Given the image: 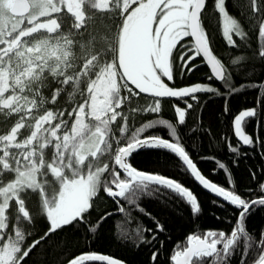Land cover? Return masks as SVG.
I'll list each match as a JSON object with an SVG mask.
<instances>
[{
	"label": "snow or ice",
	"instance_id": "6c2138e0",
	"mask_svg": "<svg viewBox=\"0 0 264 264\" xmlns=\"http://www.w3.org/2000/svg\"><path fill=\"white\" fill-rule=\"evenodd\" d=\"M250 5L254 18L264 19V6L258 0H250ZM215 8L224 18L227 45L238 48L233 34L241 40L246 36L227 12L226 0H215ZM204 11L206 0H0V264H26L30 253L49 236L67 226L88 224L87 214L101 191L118 204L123 198L148 215L158 232L165 230L164 225L140 207L144 197L166 204L172 199L169 194H174L190 206L194 217L199 214L198 198L188 187L133 166L131 161L145 150L174 154L180 162L177 170L189 174L239 213L230 237L224 231L211 230L203 237L188 235L187 246L171 256L174 264H205L212 257L213 264H228L241 237L246 253L264 250V235L257 244L245 228L246 218L256 206H264V194L246 200L207 179L168 120L155 119L134 130L128 124L136 113H160L162 101L168 98L177 102L172 108L183 125L186 111L199 104L198 94L220 95L216 88L201 83L177 87V69L183 77L195 67L207 66L209 83L222 82L234 93L245 86L235 87L230 69L236 66L239 70L242 64L254 67L255 61H264V48H260L249 55H237L226 67L210 48L201 24ZM89 27L93 29L90 44H80L78 37ZM259 36L264 38V23L259 24ZM184 38L191 42L184 44ZM178 49L183 54L178 55ZM201 57L206 65L189 67ZM65 92L75 103L74 107L68 105L71 110L48 107L56 105ZM142 95L150 99L144 103L137 99L135 107L123 111ZM180 103L184 107L177 106ZM257 106L264 109V95L258 97ZM260 114L252 108L235 115L238 144L233 147L229 141L228 149L237 157L241 144L255 147L259 143L264 148V141H254L244 131L248 119ZM114 125L120 133L115 143L122 145L115 149ZM156 127L166 128L172 140L145 135ZM216 164L232 185L230 170L219 160ZM260 188L264 192V184ZM119 213L129 215L124 207ZM114 214L105 213L90 231L97 233ZM36 216L46 219L47 231L29 245V228ZM127 222L132 221L129 218ZM116 228V238L122 242L138 238L139 243L150 244L157 239L153 235L151 241L145 240L139 228L133 233L119 221ZM156 259L157 253H153V262ZM96 262L123 264L95 253L76 255L67 264ZM241 264H248V259ZM257 264H264V254L259 255Z\"/></svg>",
	"mask_w": 264,
	"mask_h": 264
},
{
	"label": "trees",
	"instance_id": "16d2710c",
	"mask_svg": "<svg viewBox=\"0 0 264 264\" xmlns=\"http://www.w3.org/2000/svg\"><path fill=\"white\" fill-rule=\"evenodd\" d=\"M258 2L264 6V0H258ZM250 8V0H226L227 12L232 19L237 21L246 36L245 40H241L233 34V39L239 45L238 48H233L227 45L223 37V17L215 8V0H206V11L201 17V24L209 38L210 48L226 67L230 60L237 55H249L253 50L258 51L260 48H264V38L259 36V24L264 23V19L254 18ZM92 33L91 27L84 30L78 37L79 43L90 44ZM190 42V38L183 40L184 44ZM177 54L183 53L178 49ZM202 64L205 65L202 58H198L189 67ZM230 71H232L235 87L240 89L241 85L245 86L239 92L229 93L222 86V82L212 81L209 83L207 76L210 71L207 66L195 67L191 74L185 73L183 77L180 76L179 69H177L176 86L201 83L216 88L220 94H198L199 104H194L191 110L186 111V121L183 125L179 124L172 108V105L177 102L175 99L168 98L162 101L160 113H136L130 117L128 124L134 130L155 119L168 120L177 128L182 145L189 152L190 158L197 164L202 175L218 186L234 191L235 194L241 195L246 200H255L264 194L260 188V185L264 184V148L259 143H256L255 147L241 144L238 148L241 155L237 157L235 153L229 151L228 143L230 141L233 147L238 144L232 131L234 116L242 110L252 108H257L261 114L256 118H249L244 131L253 137L254 141L257 138L264 141V109L257 106L258 97L264 95V61H255L254 67L251 64H242L239 66V70L233 66ZM170 84L173 85V82ZM52 91H55V87ZM122 94L127 95V92L124 91ZM45 95H50V93L46 92ZM75 99L79 100V97ZM137 99L139 103H144L145 99L150 98L146 95L134 98L133 104L126 105L123 111L127 113L135 107ZM69 104H72L73 107L75 105L69 99L68 92H65L58 98L56 105L49 104L48 107L63 111L68 108ZM177 106L184 107V104L180 103ZM226 107L227 112H225ZM68 110L71 109L68 108ZM123 123L121 121V125ZM113 133V148L115 149L122 146L115 143V140L120 138L117 125L113 126ZM145 135H159L161 138L172 140L168 130L164 127L150 129ZM173 142L175 141L173 140ZM216 160L224 163L230 170L232 185L229 184L224 171L218 168ZM131 163L138 170L165 175L188 187L197 196L201 212L194 217L190 206L180 201L174 194H169L172 199L168 200L166 204L161 203L159 199L144 197L139 201L140 207H143L147 213L156 217L164 225L165 230L158 232L153 220L148 215L141 214L135 206H129L123 198H119L118 204L116 199L109 198L101 191L94 198L93 207L87 214L88 224L80 223L67 226L49 236L30 253L26 264H67L68 260L75 258L76 255L93 253L108 255L125 264H174L171 256L187 246L188 235L203 237L205 232L211 230L224 231L226 236L230 237L232 229L236 226L238 211L229 203L211 195L189 174L177 170L180 162L174 154L166 150H145L136 155ZM213 201H216L217 204H214ZM218 204H222L223 207L217 206ZM120 207L126 209L128 217L119 213ZM107 212L116 214L105 220L100 225L99 231L94 234L90 228L95 227L100 217ZM129 218L131 223L127 222ZM117 221L133 233L139 228L143 232L145 240L151 241L153 235L157 239L150 244L139 243L138 238L122 242L116 238ZM46 224L47 221L42 216L35 217L33 226L29 228L32 233L31 238L27 240L29 245L44 235L47 231ZM245 228L258 244L261 236L264 235V206H256L253 213L246 218ZM144 229H151V232L144 231ZM137 244L139 247L136 246ZM178 245L181 247H177ZM244 249L245 242L241 237L233 249V255L228 264H241L245 258L248 259V264H256L259 255L264 254V250L252 249L249 254ZM153 253H157L155 262L152 260ZM214 260L215 257L207 258L205 264H213ZM96 264H100V262H96Z\"/></svg>",
	"mask_w": 264,
	"mask_h": 264
},
{
	"label": "water",
	"instance_id": "95a60500",
	"mask_svg": "<svg viewBox=\"0 0 264 264\" xmlns=\"http://www.w3.org/2000/svg\"><path fill=\"white\" fill-rule=\"evenodd\" d=\"M191 39V38H190ZM214 54V53H213ZM215 55V54H214ZM202 58V57H201ZM202 60H203V58H202ZM203 62L205 63V65H206V61H204L203 60ZM208 69H209V71H210V68L209 67H207ZM246 110H248V109H246ZM239 114V113H238ZM235 117V116H234ZM233 122H234V118H233V121H232V131H233V135H234V137H235V134H234V124H233ZM246 134V133H245ZM248 135V134H247ZM236 138V137H235ZM236 140H237V138H236ZM173 142V141H172ZM208 179V178H207ZM212 182V181H211ZM206 191H208V190H206ZM209 192V191H208ZM211 195H213V196H215L214 194H212L211 192H209ZM215 197H217V196H215ZM218 199H220L221 201H223L222 200V198H219V197H217ZM223 202H225V201H223ZM225 203H227V202H225ZM113 258V257H112ZM113 259H115V258H113ZM118 260V259H117ZM174 263V262H173ZM123 264H125V263H123ZM257 264V263H256Z\"/></svg>",
	"mask_w": 264,
	"mask_h": 264
},
{
	"label": "rangeland",
	"instance_id": "374dc122",
	"mask_svg": "<svg viewBox=\"0 0 264 264\" xmlns=\"http://www.w3.org/2000/svg\"><path fill=\"white\" fill-rule=\"evenodd\" d=\"M223 26H224V18H223ZM165 82H166V78H165ZM166 83H169V86H172L171 84H170V82L169 81H167ZM208 86V85H207ZM178 87V86H177ZM209 87V86H208ZM82 102V101H81ZM75 106V105H74Z\"/></svg>",
	"mask_w": 264,
	"mask_h": 264
}]
</instances>
